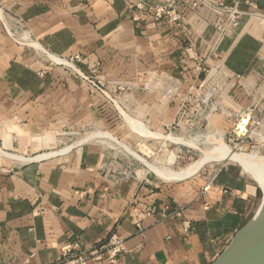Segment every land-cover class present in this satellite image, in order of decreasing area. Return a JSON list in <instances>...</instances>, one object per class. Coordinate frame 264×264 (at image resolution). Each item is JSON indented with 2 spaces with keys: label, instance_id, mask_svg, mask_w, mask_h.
Masks as SVG:
<instances>
[{
  "label": "crops",
  "instance_id": "0c3cea01",
  "mask_svg": "<svg viewBox=\"0 0 264 264\" xmlns=\"http://www.w3.org/2000/svg\"><path fill=\"white\" fill-rule=\"evenodd\" d=\"M173 1L178 24L138 8ZM187 1L0 0V147L31 159L0 160V264H55L63 247L113 233L119 264H212L255 215L259 187L235 166L177 183L116 175L111 149L123 142L166 139L204 116L228 135V112L264 123V0H210L246 13L223 37L217 14ZM75 54L106 96L51 63ZM84 128L110 139L34 159L50 131Z\"/></svg>",
  "mask_w": 264,
  "mask_h": 264
},
{
  "label": "rangeland",
  "instance_id": "374dc122",
  "mask_svg": "<svg viewBox=\"0 0 264 264\" xmlns=\"http://www.w3.org/2000/svg\"><path fill=\"white\" fill-rule=\"evenodd\" d=\"M15 38L18 39L17 37ZM24 42L25 41L20 38L17 40V43ZM65 71L72 75L69 70L65 69ZM256 102L258 101H255V103ZM217 113H220V111H217ZM203 118L204 120L192 119L186 124V126L183 127V129H174L169 131L163 135L165 137L169 136L166 139L140 138L139 141L133 145L120 140L127 147L123 146L112 149L110 146L106 145L107 148L109 147L108 149L117 153V162L119 166L116 170L121 174L120 177L140 178V176H156L158 177L156 180L163 181L165 183H177L193 180L201 176L203 173H206V175H213L212 177H214L215 174L221 172L226 167L235 166L245 175L246 178L250 179L252 183L259 187L260 198H263L264 193L258 182L250 174L246 173V171L235 161L222 159L221 155L223 153L219 151H221L220 149L222 146L226 148L229 146V148L237 154L264 157V147H260L258 142L243 144L237 143L234 139L232 131L235 130L236 125L239 123L235 122V119L232 120L231 117L229 118L232 120L233 126L231 129L232 131L228 135L219 132V130L211 131L207 129V122L205 121L206 117L204 116ZM201 123H203V126ZM220 123L221 122L219 121L218 124L220 125ZM239 126L244 128L242 123H240ZM101 132L102 131L100 130L91 128H84L78 131L65 130L63 133L60 131L59 134L56 133V131H50L46 134L47 149L39 153L44 155L38 156L34 159L39 160L41 157L46 155H50V157H52V155L57 156L59 154H65L71 150L74 145L83 142H92L97 139L103 143L105 142L103 139L107 140V138L104 136V133ZM217 153H219L220 156ZM206 154L207 161L205 162V165L193 177L181 181L171 182L163 179V173H165L164 175H170L172 173L181 172L187 169L190 165L202 160ZM6 155H10V159L14 157L15 159L13 160H16V158L17 160L21 158L20 160L23 162L31 160L22 156L17 157L14 152L5 151L0 147V160L3 159L2 157H4L5 160H8ZM255 211L257 212V208ZM255 211L253 214H255Z\"/></svg>",
  "mask_w": 264,
  "mask_h": 264
},
{
  "label": "built area",
  "instance_id": "2783aa9c",
  "mask_svg": "<svg viewBox=\"0 0 264 264\" xmlns=\"http://www.w3.org/2000/svg\"><path fill=\"white\" fill-rule=\"evenodd\" d=\"M188 2L187 0H185ZM193 3V4H192ZM191 4L197 6L204 5L218 16L216 30L219 37H223L226 33L236 29L242 18L246 15L238 3L224 4L213 3L210 0H194ZM138 8L153 13L157 20L166 18L170 23H180L183 19L178 10L176 2H171L165 6L145 7L138 5ZM48 56V55H47ZM49 57V56H48ZM84 56L81 54L71 55L66 58L52 57L51 63L61 66L69 70L72 75L78 77L82 83L89 86L92 93H99L104 96L107 95L105 85L99 81L94 73L84 72L80 65L83 63ZM200 70L205 71L202 66L203 61L200 60ZM211 95L205 99L203 104L208 105ZM237 123H243L244 128L239 124L236 125L235 130L232 131L234 139L237 143L258 142L260 147H264V123L259 116L253 115L250 111L244 110L230 114L227 113ZM119 178L121 174L116 173ZM137 227L140 231L143 230L142 224L138 223ZM126 251L125 243L117 233L111 234L106 242L96 243L91 248H85L81 243L74 245H67L62 248L60 258L55 264H92L97 262H107L108 264H119L121 255Z\"/></svg>",
  "mask_w": 264,
  "mask_h": 264
},
{
  "label": "water",
  "instance_id": "95a60500",
  "mask_svg": "<svg viewBox=\"0 0 264 264\" xmlns=\"http://www.w3.org/2000/svg\"><path fill=\"white\" fill-rule=\"evenodd\" d=\"M212 264H264V197L252 219Z\"/></svg>",
  "mask_w": 264,
  "mask_h": 264
},
{
  "label": "bare ground",
  "instance_id": "6f19581e",
  "mask_svg": "<svg viewBox=\"0 0 264 264\" xmlns=\"http://www.w3.org/2000/svg\"><path fill=\"white\" fill-rule=\"evenodd\" d=\"M142 136H147V135H142ZM106 138L110 139L108 136ZM103 140H106V139H103ZM126 150H127V148H126ZM220 150L221 151H219V152L223 153L221 155L222 159H224V160L229 159V160H233L236 163H238L246 171V173L250 174L258 182L260 188L262 189V191L264 193V157L263 156L262 157H256V156H249V155H245V154H237L236 152L234 153L232 151V149L229 148V146H228V148L222 146ZM217 154L220 156L219 153H217ZM6 156H7L8 161H13V159H15L13 156H11V157H13L11 159H10V155H6ZM54 156H56V155H54ZM206 156H207V154L205 155V157L202 160L190 165L187 169H185L181 172L172 173L170 175H164L165 173H163L162 174L163 179L166 181H169V182L181 181V180H185V179H188V178L196 175L205 165V162L207 161ZM4 157H5V155H4ZM47 157H50V155L43 156V157H41V159L42 158L44 159ZM52 157H53V155H52ZM16 160H17V158H16Z\"/></svg>",
  "mask_w": 264,
  "mask_h": 264
}]
</instances>
